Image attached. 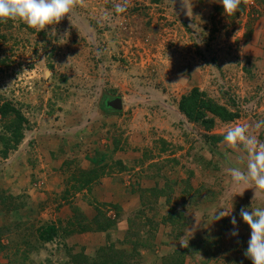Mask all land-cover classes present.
Segmentation results:
<instances>
[{
	"label": "rangeland",
	"instance_id": "374dc122",
	"mask_svg": "<svg viewBox=\"0 0 264 264\" xmlns=\"http://www.w3.org/2000/svg\"><path fill=\"white\" fill-rule=\"evenodd\" d=\"M121 2L127 11L116 14ZM54 27L55 34L0 22V103L9 101L27 120L21 144L0 157V193L11 197L0 201L2 244L23 246L13 230L17 219L65 228L73 208L89 219L100 208L114 219L115 205L121 212L112 230L45 244L28 260L63 263L65 246L90 257L109 244L130 251L127 218L151 203L149 190L167 184L169 201L160 196L155 212L145 210L160 225L140 236L141 264H162L205 238L217 249L187 256L185 264H251L250 229L239 212L264 207V192L231 183L226 169H246L247 154L223 136L247 125L264 142V127L254 126L264 120V0H242L232 16L219 0H74ZM194 87L239 118L217 120L209 132L189 123L177 104ZM115 100L120 108L111 107ZM100 154L107 155L103 174L89 190L76 191L81 172L95 168L91 159ZM220 208L230 216L212 222ZM169 209L175 225L160 223ZM6 261L0 253V264Z\"/></svg>",
	"mask_w": 264,
	"mask_h": 264
},
{
	"label": "trees",
	"instance_id": "16d2710c",
	"mask_svg": "<svg viewBox=\"0 0 264 264\" xmlns=\"http://www.w3.org/2000/svg\"><path fill=\"white\" fill-rule=\"evenodd\" d=\"M106 100L108 99L103 98L101 101L102 110H106L104 107V101ZM177 109L189 123L198 124L206 132H209L214 128L217 120L222 123H231L239 118L237 112L231 111L226 107L215 103L195 87L187 94L181 96L177 104ZM0 119L2 122L0 131V157L2 159H7L8 154L11 151H15L23 141L27 120L20 110L9 101H3L0 103ZM210 139L213 142H218L221 137L211 136ZM114 150H117V146H114ZM105 159L107 160L106 154H100L98 157H93L91 159L93 165L96 166L86 173L81 172V178L78 180L79 183L76 187V191L89 190L91 188L94 181L103 174ZM114 164L118 168L122 167L121 162H115ZM186 183H188L187 180L184 185H186ZM171 188L172 187L167 184L162 188L158 186L153 187L149 190L151 203L147 206H143L145 209H141L134 217L127 218V229L125 231L127 240L124 245H132L130 251L123 248H117L115 244H109L101 246L96 254L90 257L82 252L73 254L71 253L73 249L65 246V249H67V256L65 257V261L59 264H141L136 249L140 244V236H143L145 232H148L150 227L157 228V226L160 225H158L159 222L154 219L153 212L155 211L154 207L151 206L158 201L160 196L167 198L168 202L173 191ZM188 189L189 188L185 190ZM10 198V196L0 193V201H5L6 199L9 200ZM144 202L145 201H142V204H145ZM110 206H112L115 211L114 219L107 217L104 210L100 208H96L94 216L90 219L85 218L81 211L73 208L74 215L72 221H67L66 224H64L65 228H60L61 226L59 227L56 223L50 222H19L17 221L18 219L13 221V230L17 233L19 240H22L23 246L12 248L8 244L3 245L0 240V253H5L7 259L4 264H26L25 262L29 259V256H31L33 252H37V250L45 244L58 241L63 242L62 240L74 234L107 233L116 227L121 212V209H119L118 206ZM146 209L148 211H153L151 218L145 215ZM2 211L0 210V212ZM173 211V209H169L168 213L162 217L160 223L173 225L175 222H178V218H176ZM73 224H76V229L70 230L69 227ZM2 236L3 235L0 231V239ZM217 244V242H209L207 238L196 241L185 250L175 251L170 257L164 258L162 264H185V257H192L200 253L210 256L213 253V249H217ZM209 250H212V252L209 253ZM29 260L27 261V264H30Z\"/></svg>",
	"mask_w": 264,
	"mask_h": 264
},
{
	"label": "clouds",
	"instance_id": "9594fccd",
	"mask_svg": "<svg viewBox=\"0 0 264 264\" xmlns=\"http://www.w3.org/2000/svg\"><path fill=\"white\" fill-rule=\"evenodd\" d=\"M219 3L224 14L232 16L240 11L242 0H219ZM73 7L74 0H0V22L19 20L39 32L51 28V32L55 34L54 26L62 18L68 17ZM113 11L116 14L125 13L126 2L115 4ZM47 75L50 76L51 73ZM254 126L257 129L264 127V120L256 122ZM223 142L230 147L241 146L247 154L246 169L242 170L237 166L226 169L231 183L235 186L252 184L257 191L264 192V142L249 134L247 125L230 128L223 136ZM231 212L232 210L228 212L223 208L215 210L212 222L229 217ZM239 218L250 229L246 257L251 260V264H264V207L241 208ZM229 222L233 226L230 235L238 236L236 216H231Z\"/></svg>",
	"mask_w": 264,
	"mask_h": 264
},
{
	"label": "water",
	"instance_id": "95a60500",
	"mask_svg": "<svg viewBox=\"0 0 264 264\" xmlns=\"http://www.w3.org/2000/svg\"><path fill=\"white\" fill-rule=\"evenodd\" d=\"M111 107H114V108H120V101L119 100H115L113 102L110 103Z\"/></svg>",
	"mask_w": 264,
	"mask_h": 264
}]
</instances>
